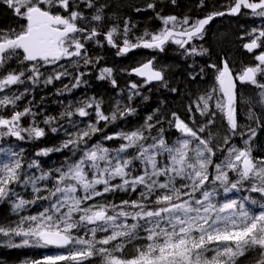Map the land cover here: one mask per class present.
<instances>
[{
	"label": "trees",
	"instance_id": "obj_1",
	"mask_svg": "<svg viewBox=\"0 0 264 264\" xmlns=\"http://www.w3.org/2000/svg\"><path fill=\"white\" fill-rule=\"evenodd\" d=\"M51 1L39 7L80 26L92 23L100 36L82 37L71 58L55 67L35 71L21 58L0 74L16 79L10 96L0 98V122L11 126V135L0 144L5 166L0 172V264H152L165 257L178 264H264L261 191L246 190L247 217L240 224L194 238L170 235L163 223L156 227L123 217L201 197L188 167L173 172L182 137L179 123L214 151L216 162L222 161L229 144L252 133L253 161L264 164V101L259 92L239 86V98L249 105L239 114L235 131L214 101L210 106L205 102L218 95L224 61L236 75L253 67L252 55L242 48L253 31L264 53V21L246 14L216 21L202 37L201 55L167 45L158 53L167 67L164 82L140 87L129 71L150 53L120 56V40L114 38L115 45H110L103 35L119 31L134 45L153 39L165 17L198 21L229 10L235 0ZM23 16H14L0 2V31L24 22ZM257 81L264 83V76ZM96 211L118 220L103 229L90 226L86 217ZM40 219L53 220L44 230L67 234L73 244L58 249L39 237L18 241L17 231L31 229ZM241 244L256 247L246 250Z\"/></svg>",
	"mask_w": 264,
	"mask_h": 264
},
{
	"label": "rangeland",
	"instance_id": "obj_2",
	"mask_svg": "<svg viewBox=\"0 0 264 264\" xmlns=\"http://www.w3.org/2000/svg\"><path fill=\"white\" fill-rule=\"evenodd\" d=\"M7 6L9 9L13 10L14 15L21 16L22 12L27 14V12L33 8L41 5L40 3L52 4L51 0H0ZM55 3V1H54ZM59 4V3H56ZM63 5V4H62ZM247 15V14H246ZM138 17V14H135V17ZM173 17V16H168ZM246 18L256 21L258 23H262L264 21V11H261L254 15H248ZM169 24L177 29L188 30L195 25V22L185 19L182 24H178V19L175 17L170 19ZM74 19L72 20V22ZM74 23V22H73ZM14 22L12 28H5L4 31H0L1 40L7 41L11 38H16L20 35H23L27 32V24L22 23L21 25ZM80 28L86 31L85 34L78 33L77 36H72L70 40L64 41L62 43L63 50L65 51L66 59H70L72 55V51L74 50L75 45L77 46L78 41L84 37V39H90L94 37L100 36V31H97L93 28L92 23H84ZM170 27V28H173ZM189 27V28H188ZM167 29H162L160 32L164 33ZM89 31V32H88ZM259 32V31H258ZM159 33V32H158ZM158 33L155 35L157 36ZM254 31L252 32V42H259L260 47H262V41L259 40V36H254ZM99 34V35H98ZM114 38L119 39L123 46L130 45V42L126 40V35L121 34L119 31L111 32ZM97 35V36H96ZM104 36V35H103ZM112 38V37H111ZM105 40V37H103ZM112 40H114L112 38ZM202 38L197 39L194 44L189 46L187 50L188 55H201L204 53V49L200 45ZM124 42V43H123ZM182 41H178L174 39L171 45L180 46ZM128 47V46H127ZM206 51V49H205ZM17 49L12 51L6 58V64L11 62L14 63L15 66L18 65L20 61V53H18ZM120 56L121 53L119 52ZM124 57V56H123ZM252 60L253 68H255L258 78L259 76H264V62L257 61L258 57L254 56ZM19 60V61H17ZM256 61V62H255ZM159 61L157 64L159 65V69H163V63ZM44 65H34L35 67L32 70L39 71L40 68L44 67ZM51 64H49L50 66ZM134 68V67H132ZM131 68V69H132ZM167 68V67H166ZM130 69V70H131ZM130 74V72H129ZM3 81L9 82L7 85L13 86L16 84V79L12 80L8 78ZM0 83V86L4 88V84ZM264 84L263 82L255 84L256 90L259 92L260 96L264 101ZM140 87H144L145 84H139ZM217 95V94H216ZM222 97V98H221ZM244 98V97H243ZM242 100V101H241ZM210 101H214V105L218 110H221L223 115L225 114V99L221 90L219 89L217 96H208L206 98L207 106H210ZM239 112L246 113L245 106H248L246 98L240 99L238 102ZM238 110V107H237ZM181 133V139L179 141L178 146V156L176 158L177 167L173 172L178 171V166L188 167L191 170L193 175V180L195 181L194 185L198 188V192L201 197L197 200H184L181 202L171 203L164 208L160 209L157 212H151L148 214H137L136 216H123V217H133L135 222L141 220L144 223H152V225H156L159 227L162 223L165 225L164 227L168 229L170 235L174 234H185L186 237L194 238L195 235H206L211 232L217 231L222 228H230L237 226L243 220V218L247 217V211L245 209L246 201L243 200L246 197V190L253 191H261L264 193V164L255 165L253 171H245L242 168L243 157L242 152H246V154H250L251 149V141L254 135L251 133L248 136H242V140L238 142V144H229L227 148V152L222 158L221 162L215 161V153L212 151L205 143L197 139V136L192 134L191 130L188 127L179 128ZM8 133V132H7ZM8 134H3L6 136ZM131 139H134L132 137ZM172 178H175L173 176ZM103 180H100L102 182ZM97 183V182H96ZM165 186H169V183L165 182ZM172 185L171 188L179 194V191L174 188ZM167 188V187H166ZM222 193V196H221ZM19 205V203H17ZM101 214V211H96L92 215L86 217V222L90 226H96L100 229L109 227L113 224L114 220L118 219H96V216ZM54 221L51 219H40L39 222H36L32 225L31 229H19V238L18 241H34L36 237H39L40 231L46 229L45 224ZM66 225V223H65ZM72 229V227H70ZM263 243V242H262ZM264 245V244H263ZM244 248L243 244L239 245ZM252 246V247H251ZM256 247L255 244H248L246 250L254 249ZM172 257H165L159 261H156L152 264H178L176 261L170 260ZM115 264H139L138 262L133 263H115Z\"/></svg>",
	"mask_w": 264,
	"mask_h": 264
},
{
	"label": "water",
	"instance_id": "obj_3",
	"mask_svg": "<svg viewBox=\"0 0 264 264\" xmlns=\"http://www.w3.org/2000/svg\"><path fill=\"white\" fill-rule=\"evenodd\" d=\"M243 8L249 12H258L259 10L264 9V0H261L260 2L253 5L249 4L246 0H239L235 6V9L225 12L214 18L202 21L199 28L190 34L184 35L170 32L166 35L164 40L154 44L145 43L142 45V48L149 49L160 47L168 42L172 35L187 37L190 39L192 36L201 34L213 21L219 18L239 16ZM28 22V35L22 36L15 41H9L7 43L0 42V64L2 63L3 56L14 47L21 48L29 62H34L38 59H58L62 56V52L58 46L60 41L63 38H66L77 32L76 27H68L65 30L58 29L57 27L60 25H65L66 21L62 18H54L39 8L33 9L29 12ZM255 48L256 46L254 44L249 43L245 45V50L247 52H252L255 50ZM136 49L137 48H123L122 52L127 54L133 52ZM260 59L264 61V56H261ZM131 74L134 77L146 80L150 84L161 83L163 81V74L154 70L153 64L151 62L139 68L133 69ZM255 79L256 74L253 69L247 70L242 77L236 79L229 65L227 63H223L222 65L221 73L219 75V84L226 99L225 113L233 126L236 125L237 117L235 106L238 102V84H251L255 81ZM243 168L252 171L254 169L252 160H245L243 163ZM105 216L106 214H101L98 215L97 218L101 219ZM41 237L48 244L55 247H66L71 244V239L69 237L58 233L45 232L41 234Z\"/></svg>",
	"mask_w": 264,
	"mask_h": 264
},
{
	"label": "bare ground",
	"instance_id": "obj_4",
	"mask_svg": "<svg viewBox=\"0 0 264 264\" xmlns=\"http://www.w3.org/2000/svg\"><path fill=\"white\" fill-rule=\"evenodd\" d=\"M226 22H227V20H226ZM245 22V21H244ZM234 23V22H233ZM232 23V24H233ZM115 24V23H114ZM242 25V24H241ZM248 25V24H247ZM254 27H255V25H253ZM257 27V26H256ZM180 28H181V26H180ZM189 28V27H188ZM233 28V27H232ZM239 28V27H238ZM234 29V28H233ZM240 29V28H239ZM252 30V29H251ZM89 32V31H88ZM252 32V31H251ZM99 35V34H98ZM218 35H219V33H218ZM97 36V35H96ZM113 38V37H112ZM220 38V37H219ZM233 38V37H232ZM244 38V37H243ZM205 39V38H204ZM224 39V38H223ZM230 39V38H229ZM218 40V39H217ZM244 41V40H243ZM217 42V41H216ZM215 42V43H216ZM221 43V42H220ZM216 45H217V43H216ZM215 46V45H214ZM170 48V47H169ZM243 48V47H242ZM253 58H254V56H253ZM252 58V59H253ZM254 60V59H253ZM251 61V60H250ZM256 62V61H255ZM165 63V62H164ZM163 63V64H164ZM169 63V62H168ZM254 63V62H253ZM170 64V63H169ZM168 64V65H169ZM176 64V63H175ZM249 64H251V63H249ZM255 64V63H254ZM115 65V64H114ZM167 65V64H166ZM174 65V64H173ZM15 66V65H14ZM177 66H178V64H177ZM200 67V66H199ZM131 69V68H130ZM168 69H170V67L168 68ZM173 69H174V67H173ZM178 69V68H177ZM255 69V68H254ZM201 70V69H200ZM173 71V70H172ZM179 71V70H178ZM197 71V70H196ZM130 72V71H129ZM202 72V71H201ZM48 73V72H47ZM200 73V72H199ZM124 75V74H123ZM240 75V74H239ZM116 76V75H115ZM178 76V75H177ZM180 77V76H179ZM178 78V77H177ZM262 80V79H261ZM172 81V80H171ZM177 82H178V80H177ZM181 82H183L184 83V81H181ZM176 83V82H175ZM187 83V82H186ZM179 84V83H178ZM183 85V84H182ZM189 85V84H188ZM201 85V84H200ZM186 87V86H185ZM195 87H197V86H195ZM195 87H193L194 89H195ZM243 87V86H242ZM239 89H240V87H239ZM242 89V88H241ZM244 89H246V88H244ZM186 90H187V88H186ZM239 92H241V90L239 91ZM188 93V92H187ZM190 93V92H189ZM240 96H241V94H240ZM243 96V95H242ZM200 97V96H199ZM200 99V98H199ZM249 99V98H248ZM242 101V100H241ZM247 101V100H246ZM193 103V102H192ZM127 104V103H126ZM194 104V103H193ZM188 107V106H187ZM194 108H196V107H194ZM189 109V108H188ZM188 109H186V110H188ZM194 110V109H193ZM196 110V109H195ZM198 110V109H197ZM185 111V110H184ZM191 111V110H190ZM195 112V111H194ZM187 113H189V111L187 112ZM193 114V113H192ZM195 115V114H194ZM193 115V116H194ZM190 118V117H189ZM194 119V118H193ZM207 119H209V118H207ZM205 121V120H204ZM208 121V120H207Z\"/></svg>",
	"mask_w": 264,
	"mask_h": 264
}]
</instances>
